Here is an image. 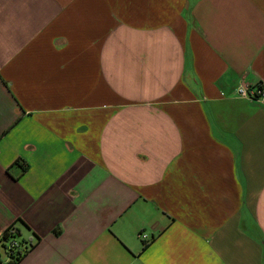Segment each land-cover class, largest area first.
Instances as JSON below:
<instances>
[{"label": "crops", "instance_id": "crops-1", "mask_svg": "<svg viewBox=\"0 0 264 264\" xmlns=\"http://www.w3.org/2000/svg\"><path fill=\"white\" fill-rule=\"evenodd\" d=\"M260 83L264 0H0V264H264Z\"/></svg>", "mask_w": 264, "mask_h": 264}, {"label": "trees", "instance_id": "trees-1", "mask_svg": "<svg viewBox=\"0 0 264 264\" xmlns=\"http://www.w3.org/2000/svg\"><path fill=\"white\" fill-rule=\"evenodd\" d=\"M256 87L260 89L264 88L261 83L258 84ZM15 164L20 166L22 172H25L28 169V164H26V162L20 158H17L12 165ZM17 238H19V235L17 234V231L15 232L13 226H10L2 233L1 241H3V247L9 258L7 264H16L28 250V245H26L27 242L21 239L18 240ZM147 241L148 240H145V242ZM146 246L147 243L144 244L143 249H145Z\"/></svg>", "mask_w": 264, "mask_h": 264}, {"label": "built area", "instance_id": "built-area-1", "mask_svg": "<svg viewBox=\"0 0 264 264\" xmlns=\"http://www.w3.org/2000/svg\"><path fill=\"white\" fill-rule=\"evenodd\" d=\"M256 86H251V85L241 86L240 88H238V93L252 100H263L264 99V88L260 89ZM141 235L145 240H148L147 235L145 234H141Z\"/></svg>", "mask_w": 264, "mask_h": 264}, {"label": "rangeland", "instance_id": "rangeland-1", "mask_svg": "<svg viewBox=\"0 0 264 264\" xmlns=\"http://www.w3.org/2000/svg\"><path fill=\"white\" fill-rule=\"evenodd\" d=\"M18 240L20 239V238H17Z\"/></svg>", "mask_w": 264, "mask_h": 264}]
</instances>
